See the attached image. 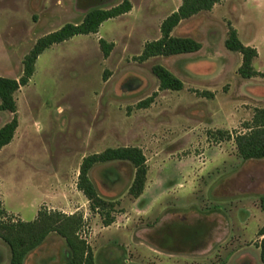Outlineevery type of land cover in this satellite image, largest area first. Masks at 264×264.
Returning a JSON list of instances; mask_svg holds the SVG:
<instances>
[{
  "label": "rangeland",
  "instance_id": "rangeland-1",
  "mask_svg": "<svg viewBox=\"0 0 264 264\" xmlns=\"http://www.w3.org/2000/svg\"><path fill=\"white\" fill-rule=\"evenodd\" d=\"M120 1L0 0V75L18 78L40 36ZM130 1L129 12L97 33L45 50L16 92L18 126L0 149L3 207L23 220L43 206L83 213L95 264H263L250 210L260 218L264 159H241L232 139L219 142L209 132L240 131L264 106V77L243 79L241 55L224 45L234 28L242 43L259 49L252 64L264 71V0H222L182 20L172 34L198 41L200 49L143 62L137 56L144 43L160 36L161 21L181 0ZM100 38L113 43L107 57ZM156 64L183 88L160 90L151 72ZM11 117L0 110V126ZM118 146L141 148L146 181L133 197L129 162L92 167L98 194L115 203L114 222L104 226L76 180L84 156ZM65 255L64 240L50 233L24 264H63ZM9 260L0 240V264Z\"/></svg>",
  "mask_w": 264,
  "mask_h": 264
},
{
  "label": "trees",
  "instance_id": "trees-1",
  "mask_svg": "<svg viewBox=\"0 0 264 264\" xmlns=\"http://www.w3.org/2000/svg\"><path fill=\"white\" fill-rule=\"evenodd\" d=\"M222 0H181L176 10L167 15L160 23V36L144 43L137 56L140 62L153 56H170L198 51L201 44L190 38L174 36L172 31L184 19L200 11L210 10ZM130 0H121L110 8H93L88 10L78 23H65L58 29L36 39L22 59V73L18 78L0 75V110L12 114L9 121L0 126V149L11 142L18 126L15 94L21 86L27 85L36 70V61L45 50L54 44L64 42L75 35H88L98 32L100 25L112 18L129 12ZM100 50L107 57L113 48L112 42L98 40ZM225 48L241 55L238 73L243 78L264 77V72L257 71L252 64L257 56L255 47L243 44L234 28L230 27L224 41ZM151 72L159 81L160 90H181L183 82L160 64L153 65ZM204 95L209 92H203ZM148 98L141 102L147 104ZM140 105V104H139ZM242 130L230 132L217 129L213 135L216 141L233 140L237 154L244 160L264 159V106L255 108L251 118L241 125ZM109 161H127L134 168V177L128 193L138 197L144 190L146 181V158L137 146L107 147L104 150L86 155L78 169L76 188L88 201V209L97 213L104 226L114 222L115 203L103 199L97 192L89 177V171L98 163ZM259 205L264 212V194L259 198ZM86 219L83 213H65L57 209L40 207L31 220H23L9 214L0 200V240L7 244L10 251L9 264H24L26 256L39 247L50 233L59 235L66 244V255L63 264H95L93 250L87 240ZM260 260L264 264V224L259 228Z\"/></svg>",
  "mask_w": 264,
  "mask_h": 264
},
{
  "label": "crops",
  "instance_id": "crops-1",
  "mask_svg": "<svg viewBox=\"0 0 264 264\" xmlns=\"http://www.w3.org/2000/svg\"><path fill=\"white\" fill-rule=\"evenodd\" d=\"M237 35H238V31H237ZM238 37H239V35H238ZM241 41V40H240ZM243 44H245V45H249V44H247V43H243ZM257 55L259 56L260 55V52H259V49L257 50ZM258 58V57H257ZM253 67H254V65H253ZM255 68V67H254ZM256 69V68H255ZM257 70V69H256ZM257 71H259V70H257ZM260 72H264V71H260ZM253 78H255V76H253V77H250V78H243V79H249V80H252ZM256 108H259V107H256ZM241 158V157H240ZM242 159V158H241ZM263 195V194H262ZM258 210H259V214H260V218L258 219V218H255V215H253L252 213H253V210H250V217H251V221H253L254 220V223H255V226L257 227V228H260L263 224H264V212L261 210V208H260V205L258 206ZM66 213V212H65ZM71 213H73V212H71ZM259 238V237H258ZM260 239V238H259ZM259 242V241H258ZM43 244V243H42ZM41 244V245H42ZM41 245L39 246V247H41ZM39 247H37L36 249H34V250H32L30 253H33L34 251H36L37 249H39ZM256 248H258V247H256ZM259 249V248H258Z\"/></svg>",
  "mask_w": 264,
  "mask_h": 264
}]
</instances>
